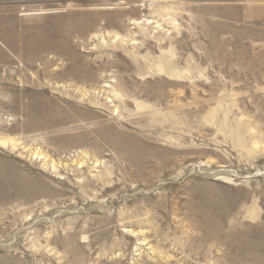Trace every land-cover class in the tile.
I'll list each match as a JSON object with an SVG mask.
<instances>
[{
  "label": "rangeland",
  "instance_id": "374dc122",
  "mask_svg": "<svg viewBox=\"0 0 264 264\" xmlns=\"http://www.w3.org/2000/svg\"><path fill=\"white\" fill-rule=\"evenodd\" d=\"M0 264H264V0H0Z\"/></svg>",
  "mask_w": 264,
  "mask_h": 264
}]
</instances>
